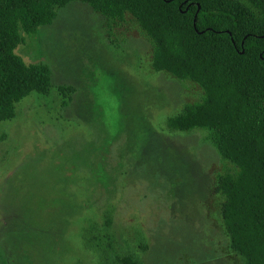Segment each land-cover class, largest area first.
Segmentation results:
<instances>
[{"label":"rangeland","instance_id":"rangeland-1","mask_svg":"<svg viewBox=\"0 0 264 264\" xmlns=\"http://www.w3.org/2000/svg\"><path fill=\"white\" fill-rule=\"evenodd\" d=\"M151 50L130 15L107 23L76 2L17 47L50 87L0 122V264H244L214 191L231 165L205 131L165 125L201 89L155 72ZM59 86L75 89L65 106Z\"/></svg>","mask_w":264,"mask_h":264},{"label":"trees","instance_id":"trees-1","mask_svg":"<svg viewBox=\"0 0 264 264\" xmlns=\"http://www.w3.org/2000/svg\"><path fill=\"white\" fill-rule=\"evenodd\" d=\"M107 23L128 14L151 45V67L201 89L198 101L165 122L172 131L201 129L231 169L216 176L229 248L244 264H264V0H0V122L31 93L47 96L50 70L15 53L70 3ZM65 106L75 89L59 86ZM108 211L104 214L109 225ZM97 236L86 235L93 248ZM107 264V258H99ZM117 264H142L135 256Z\"/></svg>","mask_w":264,"mask_h":264}]
</instances>
